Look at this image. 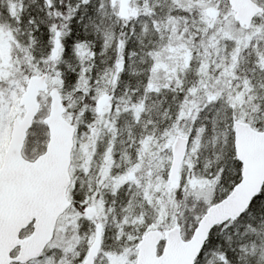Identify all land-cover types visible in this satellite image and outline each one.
Here are the masks:
<instances>
[{
  "label": "snow or ice",
  "instance_id": "6c2138e0",
  "mask_svg": "<svg viewBox=\"0 0 264 264\" xmlns=\"http://www.w3.org/2000/svg\"><path fill=\"white\" fill-rule=\"evenodd\" d=\"M0 264H264V0H0Z\"/></svg>",
  "mask_w": 264,
  "mask_h": 264
}]
</instances>
